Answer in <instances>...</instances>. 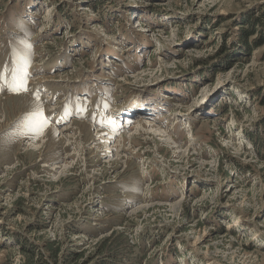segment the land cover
Returning a JSON list of instances; mask_svg holds the SVG:
<instances>
[{
  "label": "rangeland",
  "instance_id": "rangeland-1",
  "mask_svg": "<svg viewBox=\"0 0 264 264\" xmlns=\"http://www.w3.org/2000/svg\"><path fill=\"white\" fill-rule=\"evenodd\" d=\"M31 255L264 264V0H0V264Z\"/></svg>",
  "mask_w": 264,
  "mask_h": 264
},
{
  "label": "bare ground",
  "instance_id": "bare-ground-1",
  "mask_svg": "<svg viewBox=\"0 0 264 264\" xmlns=\"http://www.w3.org/2000/svg\"><path fill=\"white\" fill-rule=\"evenodd\" d=\"M46 26H44L43 25V28L42 29H44ZM11 97V96H10ZM27 97V96H26ZM28 98V97H27ZM29 99V98H28ZM48 109H50V108H48ZM27 111V110H26ZM25 111V112H26ZM28 112V111H27ZM20 114V113H19ZM22 114V113H21ZM19 115V118L22 116V115ZM23 117V116H22ZM10 123V122H9ZM72 124H74L75 126H76V124H79V123H76V122H73ZM81 126H86L85 124H83L82 123V125ZM152 128V127H151ZM61 133H67L66 135H68L69 133L70 134H72L71 133V131H74L73 130V128H72V126H70V125H67V126H64V127H62L61 128ZM95 135H97V137H98V141H101L102 143H104L105 144V142H106V144L104 145V146H108V140L110 139V137L108 136V135H106V133H104V132H98L97 134H95ZM31 141H33L32 139H30V142ZM93 141V140H92ZM72 145V144H71ZM121 147V146H120ZM118 145H117V147H116V151H115V153H118V152H121L122 150L121 149H119L120 148ZM113 149V148H112ZM123 149V148H122ZM107 155H109V151H105V152H101V156L103 157V158H106L107 157ZM193 225H196V223L195 222H193V224H192V226Z\"/></svg>",
  "mask_w": 264,
  "mask_h": 264
},
{
  "label": "trees",
  "instance_id": "trees-1",
  "mask_svg": "<svg viewBox=\"0 0 264 264\" xmlns=\"http://www.w3.org/2000/svg\"><path fill=\"white\" fill-rule=\"evenodd\" d=\"M259 44H257L256 46H258ZM109 239H105L103 240V243L106 244V242ZM50 257H55L54 253L52 252V255ZM24 264H48L47 259H45L43 256H38L35 259L33 258V256L31 255L30 257H28V260L26 263Z\"/></svg>",
  "mask_w": 264,
  "mask_h": 264
}]
</instances>
